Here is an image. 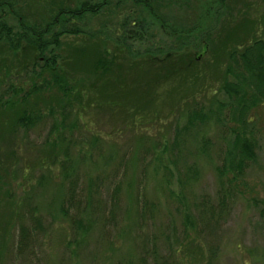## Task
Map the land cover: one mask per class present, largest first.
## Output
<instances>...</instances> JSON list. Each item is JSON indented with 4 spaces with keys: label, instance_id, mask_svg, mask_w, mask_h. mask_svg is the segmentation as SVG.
I'll return each instance as SVG.
<instances>
[{
    "label": "rangeland",
    "instance_id": "rangeland-1",
    "mask_svg": "<svg viewBox=\"0 0 264 264\" xmlns=\"http://www.w3.org/2000/svg\"><path fill=\"white\" fill-rule=\"evenodd\" d=\"M8 1L0 7V15L14 30H20L21 15L28 25L44 22V0ZM84 1H105V5L97 14L72 19L71 25L85 32L63 36L60 47L49 49L47 56L57 53L67 57L70 47L95 41L117 55L131 75L135 72L129 69L133 61L141 63L140 74L149 57L157 62L183 54L197 56L195 67L201 70L212 62L207 48L221 26L226 21L233 25L241 21V12H247L249 19H260L258 33L264 38V0H70L68 4L76 6ZM201 46L207 48L202 50ZM17 57L0 46L1 98L9 97L14 88H29L39 72H32L15 60ZM61 62V67L73 74L71 67ZM81 75L73 77L79 82ZM83 80L85 93L81 104L76 102L70 111L65 123L66 140L56 146L57 158L48 154L50 145L46 142L59 133L52 130L60 114L58 104L52 102L53 115L50 108L43 109L47 116L29 129L20 128L13 134L6 125H0V264H142L146 240L157 236L162 256L169 255L174 264H264V106L252 112L258 157L238 181L227 213L215 228L199 225L201 234L197 237L196 229H191L187 237L180 229L175 198L165 190L168 185L163 166L174 170L195 164L197 174L185 183L186 201L201 202V197L208 194L217 204L216 154L223 142L220 125L211 120L206 126L180 133L178 138L183 141L177 150H164L170 147L176 128L187 122V110L194 102L190 101L194 93L186 96L187 84L171 78L154 87L141 101H155V106L148 108L134 127L125 123L131 116L121 107L111 109L102 104V109L97 108L94 100L104 102L96 98L103 90L102 81L93 77ZM127 81L135 88L143 86ZM214 81L211 76L208 82L215 85L198 102L208 106L215 98H225L217 91L219 82L216 78ZM95 82L96 92L90 91ZM111 93L121 101L127 97L118 90ZM71 123H78L77 129L69 130ZM207 136L212 144L203 151L201 139ZM62 162L67 165L65 172ZM176 174L169 187L179 191ZM118 185L120 190L114 193ZM141 186L146 201L155 204L152 215L145 213L143 217L137 203ZM73 187L75 197L83 201L80 212L74 208L71 215L82 217L88 225L86 231L61 212ZM88 194L90 204L86 202ZM30 214L41 216L44 225L38 241H32L39 253L38 262L29 255V249L25 254L15 253L21 224L32 225ZM152 262L147 260V264Z\"/></svg>",
    "mask_w": 264,
    "mask_h": 264
},
{
    "label": "trees",
    "instance_id": "trees-1",
    "mask_svg": "<svg viewBox=\"0 0 264 264\" xmlns=\"http://www.w3.org/2000/svg\"><path fill=\"white\" fill-rule=\"evenodd\" d=\"M69 1L44 0L47 8L44 22L28 25L21 15L19 16L21 27L17 31L0 15V46L3 45L7 51L18 56L15 60L26 67L29 66L32 72L39 71L37 77L32 78L29 88H14L9 97H0V120L2 119L0 125H6L13 134L20 128L29 129L47 116L43 109L50 108V114L53 115L55 111L52 102L58 104L60 114L52 130L54 133L55 130H59V133L50 142H46L50 145L48 154L57 158L56 146L64 139L66 140L65 123L70 117V111L76 102L77 105L81 104L80 100L84 96L85 84L81 81H84L85 77H93L99 83L100 81L104 83L103 90L98 92L96 97L102 98L104 102L94 100L97 108L102 109V104L109 105L111 109L121 107L131 116L125 118V120L129 119L125 123H130L134 127L139 117L147 114L148 108L155 106V101L150 103L143 102L141 99L150 94L152 89L160 83L169 81L171 78L181 80L188 85L186 96L190 98V95L194 93L190 100L194 102L187 110V122L180 127L181 131H179L180 128H176L170 147L165 146L164 150H177L183 141L178 138L180 133L185 134L194 127L206 126L211 120H215L220 125L223 142L216 154L218 164L215 165V172L219 182L216 193L217 204H214V198L208 194L201 197V202L186 201L185 183L189 177L197 174L198 168L195 164L185 169L176 167L174 170L164 165V181L168 185L165 190L175 198L177 203L175 210L180 213V229L185 236H190L191 229H196L198 237L199 225L209 229L215 228V224H218L227 213L230 202L235 198L238 181L245 177L258 157L259 142L254 132L252 112L258 106H264V38L258 33L260 19L259 21L249 19L247 12H241L243 18L238 23L233 25L226 21L210 46L208 48L201 46L202 50L207 48L210 56L212 55V62L206 63L201 70L195 67L197 56L190 58L183 54L169 56L170 58L157 62L149 57L145 62L146 68L140 74L138 70L142 68L141 63L133 61L129 69L135 72L131 75L125 70V66L119 63L117 55L110 54L107 48H104L105 45L95 41L88 42L86 45L78 44L73 47L70 45L67 57H60L57 53H50L48 56L45 54L51 48L60 47L63 36L85 32L76 24L71 25L72 19L78 20L87 14H97L105 5V1H84L76 6H70ZM9 2L0 0V7L8 5ZM60 59L62 64L67 63L71 67L74 75L82 73L79 82L73 74H69L61 67ZM205 70H209V73ZM211 76L213 81L216 78L219 82L218 90H216L219 94H224L225 98H215L209 102L211 105L206 106L204 102L197 100L207 92V89L214 87L213 82H208ZM127 79L133 84L142 83L143 86L138 87L136 84L138 88L132 87L133 85H130ZM96 84L95 82L92 85L93 88L90 91L96 92ZM111 90L120 91L122 95L127 96L126 99L121 101L111 93ZM150 99L153 101L152 98ZM215 105L218 106L214 108ZM77 124L71 123L68 126L69 130L77 129ZM201 143V150L205 151L212 144L211 137H203ZM173 162L176 163V160ZM61 166L65 172L67 165L62 162ZM142 172V176H145L146 169ZM176 172L178 173L176 179H179L180 184L179 191L173 190L172 186L169 187ZM119 190L120 185L115 188L114 193H118ZM87 197L89 201L86 202L90 204L91 194ZM81 201L83 199L75 197V187L70 188L67 199L61 205V212L66 217L70 216L72 223L76 222L79 228L86 231L88 225L83 223L82 217L77 219L76 215L81 210ZM137 203L140 217H143L145 213L152 215L155 210V204L146 201L142 186L138 192ZM74 208L78 213L71 215V210ZM30 220L32 225L21 224L20 241L15 248V253L25 254L24 250L29 249V255L35 257L38 262L39 253L32 241H38L37 236L44 229V225L41 216L30 214ZM146 241L141 257L142 264H147V260L149 262L150 259L153 260L152 264H174L169 255L162 256L159 251V236ZM193 242L196 243V241Z\"/></svg>",
    "mask_w": 264,
    "mask_h": 264
}]
</instances>
